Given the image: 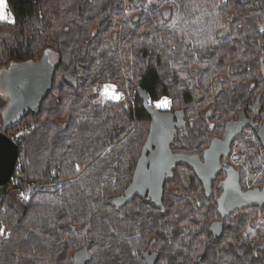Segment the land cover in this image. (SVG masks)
<instances>
[{
  "label": "trees",
  "instance_id": "obj_1",
  "mask_svg": "<svg viewBox=\"0 0 264 264\" xmlns=\"http://www.w3.org/2000/svg\"><path fill=\"white\" fill-rule=\"evenodd\" d=\"M7 1L13 20H0V76L47 50L56 68L36 112L28 109L7 127L9 103L0 89V129L19 150L12 179L0 188V264H75V252L87 244L88 264H146L148 250L159 254L156 264H264V208L261 217L255 208L232 214L215 242L209 233L220 219L215 194L206 197L186 167L165 184V215L140 198L118 202L150 129L138 89L154 103L168 97V109L184 111L193 126L173 149L201 153L212 137L204 119L212 87L218 84L213 113L222 126L240 117L238 105L254 101L264 87V6L244 0L223 6L222 0ZM168 8L174 16L165 22ZM221 25H231L233 35L219 41ZM72 68L77 89L65 81ZM109 83L130 95L105 99ZM238 142L234 150L248 144L241 152L247 165L248 147L259 144L256 132Z\"/></svg>",
  "mask_w": 264,
  "mask_h": 264
},
{
  "label": "water",
  "instance_id": "obj_2",
  "mask_svg": "<svg viewBox=\"0 0 264 264\" xmlns=\"http://www.w3.org/2000/svg\"><path fill=\"white\" fill-rule=\"evenodd\" d=\"M171 14V8L163 11L165 22L171 19ZM136 21H139L138 16ZM230 33L229 28H224L219 32L218 37L224 39ZM55 68L56 64L52 59V52L47 50L38 61L17 64L10 67L6 72L4 71L5 74L2 78L7 76L6 91L10 95V104L4 110L5 127L17 123L26 110L31 109L33 112L37 110L52 90ZM74 71L75 68H72L65 75V81L77 89L78 80L73 75ZM2 78L0 77V81ZM138 93L143 100V108L151 118L150 129L138 158L132 182L125 188L118 202L120 204L126 203L133 201L136 197H142L146 204L161 209L162 214L165 215L164 188L177 165H187L194 168L203 181L206 196L210 197L212 181L222 170L220 160L223 156L230 154L231 142L239 135H230L225 139L214 138L205 151L204 163L198 156L175 153L172 150V145L177 136L175 114L153 106L143 89H140ZM261 95V93L258 95L257 102H259ZM201 100H203V95H199L197 98V101ZM258 137L264 145V122L258 130ZM18 158L17 142L5 130L0 129V188L12 179ZM222 187L223 191L216 201L220 219L213 221L209 227V233L214 237L215 242H219L222 238L224 221L231 214L247 207L259 206V217H261L264 207V187L244 191L239 176L234 172H228ZM176 196L181 197L178 193ZM89 250V244L77 250L74 254V263L88 264L90 261ZM144 259L147 264H156L159 260V254L157 252L145 253Z\"/></svg>",
  "mask_w": 264,
  "mask_h": 264
},
{
  "label": "flooded vegetation",
  "instance_id": "obj_3",
  "mask_svg": "<svg viewBox=\"0 0 264 264\" xmlns=\"http://www.w3.org/2000/svg\"><path fill=\"white\" fill-rule=\"evenodd\" d=\"M244 1L246 2V4H249V5L264 6L263 0H244ZM229 2H230L229 0H222L220 6H223L225 4L229 5L228 4ZM173 16H174V10L172 9L171 19L169 21L172 20ZM224 28H229L231 33L226 38L220 39L218 37V34ZM232 33H233V29H232L231 25H225V26L221 25L220 30H218V33H217V39L219 41L225 40L228 37L232 36L233 35ZM218 45L219 44H215L214 46L218 47ZM208 48H209V50H212L213 45H211ZM4 74L5 73L3 71L1 73L0 77L2 78V76ZM6 77L7 76H4L0 81V89L2 91H6V85H7V78ZM263 80H264V78H263ZM140 89H143V88L140 87L138 89V91ZM217 90H218V84H216L215 86L212 87V92H211L210 96H207V105H206L207 109L204 112V115H205L204 119H205V123L207 124L208 129H209L212 137H211V140L209 141L208 145L203 149V151L201 153H198V152L187 153V152H184L182 150L175 151L173 149L178 144L177 140L180 141L182 139L179 137V135L184 137L187 134L188 126L190 125L192 127L193 124H192V121H189L187 119L183 110L160 109V110L171 111L175 114V122H177V126H176V128H177V134L176 135L177 136H176L175 141L172 145V150L178 154H187V155H192V156H198V157H200V159L203 163L205 162V155H204L205 151L211 145V142L214 138L225 139V138H228V136H230V135H234V136L239 135L235 139H233L231 142L230 154L227 156H223L221 158L220 162L222 165V170L220 173L217 174L215 180L212 181V194L211 195L215 194V201H217L218 197L221 195V193L223 191V187H222L223 182L226 180L229 171L234 172L235 174H237L239 176L240 184H241L242 189L244 191L248 190V189H253V188H261L262 189L264 187V145L258 137V130L260 129L262 123L264 122V105L261 102L263 99L264 87L256 95L254 101H252V100H250L249 102L242 101L241 103H243V102H245V103L243 105L242 104L238 105L237 108L240 109V117H238V118H236L234 116L231 117L229 120H227L223 124V126L220 123V121L215 118V114L213 113V107H214L213 99L215 96L214 94L217 92ZM126 93H128V95H130V93L128 91H126ZM260 93L262 95H261L259 102H257V97ZM126 95L127 94H125V96ZM147 95L149 96L150 103L153 106H155V103L150 100V95L148 93H147ZM199 95H203V94L199 93L196 98H198ZM139 97H140V95H139ZM204 97H205V95H203V99H204ZM168 99L170 100V98H168ZM201 112L202 111H200L199 113H201ZM222 127H223L222 132L221 133L218 132ZM216 130H217L218 135H213ZM254 131L256 132V136L258 138L259 144H257V145L255 144L254 147H252V148L248 147L249 156H250L251 161L246 165L245 164V158L243 157L241 152L243 151L242 149H244L245 147L248 146V144L243 145L240 143L239 147L241 149L235 148V150L232 148V145L236 142L239 143L238 142L239 139L245 133H246L247 138L251 137ZM242 140H243V138H242ZM255 150L257 152H255ZM255 159H256V161H255ZM179 166L186 167L192 171L193 175H190L191 178H193V180L195 178L200 184H202V188H203L204 193L206 195V191L204 189L203 181L198 176L196 170L194 168L187 166V165H177L176 169ZM176 169H175V171H176ZM137 198H140L144 201V198H142V197H136L135 199H137ZM251 208H255L259 214V208H260L259 206H251V207L244 208L242 210H237L233 214H235L237 212L245 211V210L251 209ZM263 208H262V210H263ZM145 253L151 254V253H153V251L148 250V251H145L144 254ZM143 258H144V255H143Z\"/></svg>",
  "mask_w": 264,
  "mask_h": 264
},
{
  "label": "snow or ice",
  "instance_id": "obj_4",
  "mask_svg": "<svg viewBox=\"0 0 264 264\" xmlns=\"http://www.w3.org/2000/svg\"><path fill=\"white\" fill-rule=\"evenodd\" d=\"M10 17V13L7 10V3L6 0H0V20L8 21ZM102 95L105 99H111V100H119L121 97L116 92V86L115 85H105ZM171 106V101L168 99V97H163L160 100L155 102V107L157 109H168ZM4 229L0 227V234H3Z\"/></svg>",
  "mask_w": 264,
  "mask_h": 264
},
{
  "label": "built area",
  "instance_id": "obj_5",
  "mask_svg": "<svg viewBox=\"0 0 264 264\" xmlns=\"http://www.w3.org/2000/svg\"><path fill=\"white\" fill-rule=\"evenodd\" d=\"M110 85H114V84L111 83ZM102 92H103V89H102ZM116 92H117V94L120 95L121 98L125 97V94H127L126 91H124L121 88H118L117 86H116ZM14 184H15L14 182L11 183L12 186H14ZM12 191H16L20 198L24 197V193L22 191H19L18 189H13ZM0 200H3V196L2 195H0Z\"/></svg>",
  "mask_w": 264,
  "mask_h": 264
},
{
  "label": "rangeland",
  "instance_id": "obj_6",
  "mask_svg": "<svg viewBox=\"0 0 264 264\" xmlns=\"http://www.w3.org/2000/svg\"><path fill=\"white\" fill-rule=\"evenodd\" d=\"M6 3H7V10H8V12L10 13V17H9V20L8 21H12L13 20V13H12V11L10 10V8H9V6H8V1L6 0ZM4 71H7V70H4ZM110 84V83H109ZM109 84H107V85H109ZM3 92V93H2ZM1 93H2V96L7 100V102L10 104V102L8 101V98L10 99V95H9V92L8 91H6L7 93L6 94H4V91H2ZM8 107V106H7ZM6 107V108H7ZM9 233V231H6V234H8Z\"/></svg>",
  "mask_w": 264,
  "mask_h": 264
},
{
  "label": "bare ground",
  "instance_id": "obj_7",
  "mask_svg": "<svg viewBox=\"0 0 264 264\" xmlns=\"http://www.w3.org/2000/svg\"><path fill=\"white\" fill-rule=\"evenodd\" d=\"M31 110V109H30ZM27 111V110H26ZM36 112V111H35ZM23 200H24V197H23ZM1 201V200H0Z\"/></svg>",
  "mask_w": 264,
  "mask_h": 264
}]
</instances>
